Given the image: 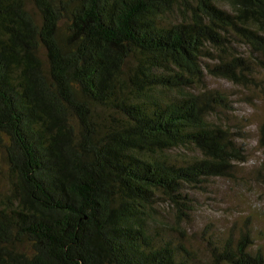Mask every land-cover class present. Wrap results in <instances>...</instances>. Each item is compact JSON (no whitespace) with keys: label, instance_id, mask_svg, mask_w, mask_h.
Here are the masks:
<instances>
[{"label":"trees","instance_id":"16d2710c","mask_svg":"<svg viewBox=\"0 0 264 264\" xmlns=\"http://www.w3.org/2000/svg\"><path fill=\"white\" fill-rule=\"evenodd\" d=\"M262 71L264 0H0V264H264L250 230L202 262L184 234L246 161L207 77Z\"/></svg>","mask_w":264,"mask_h":264},{"label":"rangeland","instance_id":"374dc122","mask_svg":"<svg viewBox=\"0 0 264 264\" xmlns=\"http://www.w3.org/2000/svg\"><path fill=\"white\" fill-rule=\"evenodd\" d=\"M256 79V84L242 87L207 77L210 88L223 89L229 95L233 108L222 115L223 123L237 134L246 161L237 163L233 178H214L189 190L193 212L184 234L196 261L208 259V241L217 244L237 240L244 230L251 231L254 249L264 254V183L255 172L264 162V149L259 146V127L264 120V71L257 73ZM6 191L7 181L2 176L0 195ZM158 209L161 224H174V210L169 204L160 202Z\"/></svg>","mask_w":264,"mask_h":264}]
</instances>
